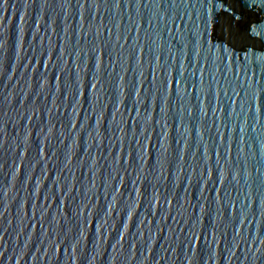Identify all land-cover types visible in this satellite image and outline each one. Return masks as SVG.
Here are the masks:
<instances>
[{"label":"water","instance_id":"1","mask_svg":"<svg viewBox=\"0 0 264 264\" xmlns=\"http://www.w3.org/2000/svg\"><path fill=\"white\" fill-rule=\"evenodd\" d=\"M0 264H264V0H0Z\"/></svg>","mask_w":264,"mask_h":264}]
</instances>
